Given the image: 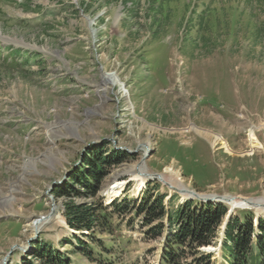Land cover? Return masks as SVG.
Here are the masks:
<instances>
[{
	"label": "rangeland",
	"instance_id": "1",
	"mask_svg": "<svg viewBox=\"0 0 264 264\" xmlns=\"http://www.w3.org/2000/svg\"><path fill=\"white\" fill-rule=\"evenodd\" d=\"M0 37V264H41L33 251L48 243L71 264H161L172 232L166 216L144 224L136 211L144 197L162 196L168 211L187 202L226 208L213 244L197 249L207 264H228L231 216L250 215L255 228L264 221L255 207L231 209L222 199L264 202V129L255 132L260 149L251 151L247 137L250 124L264 125V0H0ZM192 124L222 136L234 154L184 132ZM144 144L152 151L143 172L172 188L144 178L137 189L131 172L112 178L141 160ZM102 145L128 159L110 169L99 198L75 186L77 205L106 210L91 244L87 231L69 227L68 199L54 191ZM174 189L224 197L198 201ZM52 200L35 235L30 223ZM160 224L165 234L154 239L149 229Z\"/></svg>",
	"mask_w": 264,
	"mask_h": 264
},
{
	"label": "trees",
	"instance_id": "2",
	"mask_svg": "<svg viewBox=\"0 0 264 264\" xmlns=\"http://www.w3.org/2000/svg\"><path fill=\"white\" fill-rule=\"evenodd\" d=\"M127 159L128 155L123 151H116L106 145L91 146L82 165L70 175V182H65L54 191L57 196L68 199L65 203V217L72 230L87 231L91 237L94 227L107 225L106 210L101 203L95 210L91 203L77 205L74 202L73 196L77 194L75 186L81 185L91 197L99 198L97 193L102 180L111 168L126 162ZM172 198L173 196L170 197ZM162 199L160 196L151 201L144 197L136 209L137 214L143 213L146 226L154 221H162L166 216L167 233H172L167 236V245L161 252V264H186L184 261L187 253L195 257L193 262L207 264L209 256L198 253L197 249L213 244L216 229L221 219L227 215L226 208L212 204L197 206L194 202H187L184 206L168 211ZM163 227V224L151 226L149 232L153 234L152 238L163 236ZM255 229L259 234L254 241ZM70 238L77 239L83 245V251L90 248L89 244L82 242L75 235ZM223 242V249L229 256L228 264H264V221L259 220L255 228L250 215L244 218L231 216ZM90 243H95L92 237ZM255 253L257 255L254 257ZM33 255L40 259L41 264H71L68 256L57 248H52L51 243L36 245ZM87 256L90 257L89 252ZM251 257L256 260L252 262Z\"/></svg>",
	"mask_w": 264,
	"mask_h": 264
},
{
	"label": "bare ground",
	"instance_id": "3",
	"mask_svg": "<svg viewBox=\"0 0 264 264\" xmlns=\"http://www.w3.org/2000/svg\"><path fill=\"white\" fill-rule=\"evenodd\" d=\"M102 77L107 79L106 83H108L109 85H114L116 87H118L120 89V91H124L127 92L124 88H123V84L118 80L117 76L115 74H112V73H103L102 74ZM105 82V81H104ZM103 93V92H102ZM105 95L102 94V97H104ZM132 106L129 105L128 109L131 111L133 110V107L131 108ZM229 129V128H228ZM260 129H264V125H260V126H254L252 124H250L249 126V129H248V134H247V137H248V142H249V147L252 150H256V149H260L262 148V145L261 143L258 141L257 137H256V131L257 130H260ZM194 131L196 132L197 134L199 135H202L204 136L206 139L207 137L208 138H211V144L212 145H216L217 143L219 144V146L224 149L226 152H229L230 154H234V151H232L228 145V143L226 142V140H224V138H222V136L218 135V134H215V133H212V132H209V131H206V130H202V129H199L197 128V126H195L194 124L190 125V127L186 130H184V132H188V131ZM50 139V143L51 144H54L57 140V137H51L49 138ZM251 154V153H250ZM133 168H136V165L135 166H132V167H127V166H122L117 172H115V175H118V174H123V173H126V172H131L132 173V178H133V181L136 182V186H137V189H140L144 183H145V179L140 177L143 173V171L145 170V165L143 163H141L138 167H137V170L136 169H133ZM132 170V171H131ZM136 170V171H135ZM147 173V172H146ZM150 177L152 176L151 174H149ZM161 178L163 181L166 182L165 178L161 175ZM172 183V182H171ZM176 186V185H175ZM178 186V185H177ZM114 188V187H112ZM188 194H184V198L185 197H188L187 196ZM10 197H13V196H10ZM223 200H227L229 201L228 203L227 202H223L225 205H227L229 208H236V207H243V206H249V202L250 201H247L246 199L244 198H241V197H224L222 198ZM9 201V197H8V200ZM259 200H257L256 202H258ZM11 206V205H10ZM9 206V207H10ZM255 211L257 212V215L260 213V212H263L264 213V202H262L261 204L259 205H255ZM36 219V218H35ZM46 221H40V222H37V220H33L31 223H30V226L33 230V232L35 231V229H39L41 228L44 224H45Z\"/></svg>",
	"mask_w": 264,
	"mask_h": 264
},
{
	"label": "water",
	"instance_id": "4",
	"mask_svg": "<svg viewBox=\"0 0 264 264\" xmlns=\"http://www.w3.org/2000/svg\"><path fill=\"white\" fill-rule=\"evenodd\" d=\"M124 86V85H123ZM143 147L145 148V153H144V155H143V157L141 158V160L137 163V164H135L136 165V168H134V169H136L137 170V167L141 164V163H144V161L147 159V157H148V154L152 151V149H150V148H148V146L147 145H143ZM128 153L129 154H133V153H135V152H129L128 151ZM119 170V169H118ZM117 170V171H118ZM135 170V171H136ZM117 171H115V172H117ZM132 171V170H131ZM115 172L113 173V176H112V178H116V177H119L120 176V174H118V175H115ZM130 173V172H129ZM143 178H145V179H147L148 181H151V180H158V181H160V182H162L163 184H165L166 186H168L169 188H172L171 187V185L169 184V183H166L165 181H163L162 180V178H161V175L160 174H153L151 177H150V175L148 174V173H146V172H143L142 173V175H141ZM174 190H176L179 194H188L187 196H188V198H196V200H198V201H205V202H212V201H216L217 199H219V200H217V202H222V197H224V196H211V197H206V196H199L198 194H196L195 192H193V191H190V190H186V189H180V190H178V189H174ZM227 197H231V196H227ZM225 202H229V201H227V200H224ZM249 205L250 206H253V207H255V205H259V204H255V203H249ZM233 209V208H232ZM54 210H55V205H54V201L52 200V203H51V208H50V210H49V213L47 214V215H45V216H43V217H40V218H38L37 219V222H44V221H47L52 215H53V213H54ZM38 232H39V229H35V231H34V233H35V235H37L38 234Z\"/></svg>",
	"mask_w": 264,
	"mask_h": 264
}]
</instances>
